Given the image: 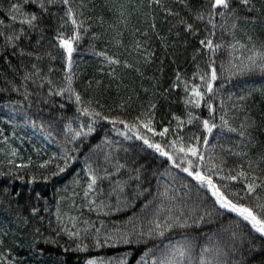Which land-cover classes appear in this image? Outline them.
<instances>
[{"label": "trees", "instance_id": "obj_1", "mask_svg": "<svg viewBox=\"0 0 264 264\" xmlns=\"http://www.w3.org/2000/svg\"><path fill=\"white\" fill-rule=\"evenodd\" d=\"M13 2L18 0H0V20L4 24L11 22L7 10ZM74 2L77 5L83 4L80 10L84 15L79 18L85 21L84 27L88 29L81 33L82 38L74 45L73 53V86L83 99L99 101L104 107L101 109L93 103L92 106L97 111L129 122L139 113L146 112L150 103H155L156 131H161L165 126L172 131L163 141L159 136L148 133L153 142L167 143L168 140L176 138L174 133L177 121L173 119L174 115L185 121L183 129L179 131V135L184 136L185 140L193 133L206 135L202 126L195 123L188 125L186 121L188 112L202 119L208 118L207 109L186 107L183 85L172 86L177 72L190 84H200L198 77H193L198 71L197 66L200 70L207 71L209 53L206 49L200 53L197 51L202 47L199 40L207 36L205 23L194 25L198 30L197 35L187 33L178 24L181 18L189 23L193 22L192 15L184 5L187 4L188 8L195 11L200 8V0H183V3L181 0H163L171 11L180 14L178 17L168 15L155 5L150 6L149 0ZM120 3L126 4V28L119 24L118 13L115 10L110 11L113 5ZM252 3L260 11L252 13L248 22L242 20L235 36L241 42L247 43V36L251 35L253 42L259 47L264 43V0H252ZM26 10L37 11L31 5ZM52 11L62 14L59 7L52 8ZM58 24V19L46 16L40 25L44 29L43 38L39 30L30 31L25 26L28 38L19 41L20 48L26 52H36L43 56L45 51H51L56 57L55 60L47 56L42 60H36L35 56H14L11 49L0 52V239L3 240L0 245V259L10 261L11 264H86L88 259L94 258L105 261L125 258L127 264H138L142 260L143 264H153L155 256L160 255L157 246L161 245V241L163 245H168L169 241L182 243L184 237H194V256H198L200 249L207 246L227 251L229 255L226 259L229 261H240L243 253L245 257H250L249 264H259L264 257V241L243 235L242 230L235 226V214L226 211L214 212L199 228L176 229L166 233L164 238L137 243L136 238L132 237L131 244L122 241L105 242L104 237L117 228L127 231L130 218L150 217L152 209L145 212L143 206L153 198H156V203L164 200L165 205L174 207L177 214L180 209L187 213L191 208L202 213L206 209L212 210L214 206L207 199L206 193L199 190L186 173L172 167L170 162L165 163L166 158L160 157L153 149H148L143 141L136 139L135 134L127 131L122 124L113 126L110 121L98 120L94 124L95 131L88 136L71 140L72 133L65 131V125L71 122L72 128L79 130L81 122L91 123V119L81 117L80 120H72L78 107L74 98L69 100L67 95L50 99L47 97L49 86L42 77L48 76L59 87L63 83L66 66L65 54L53 45ZM15 27L19 28L20 25L17 23ZM64 31L66 35H71V26ZM220 37L221 33L217 30L213 39L220 42ZM223 39L228 43L232 37L225 35ZM137 43L140 44L139 50L136 49ZM98 53H106L120 63L109 66L107 60ZM148 53H152L151 57H148ZM215 58L217 75L220 77L214 83V88L219 90L215 102L216 123L220 124L219 116L222 112L219 109V99L223 98L230 124L239 127L245 113L232 109V105L240 103L237 97L251 92V96L243 103L247 113L257 124L252 132L258 142L251 152L255 158L264 153V73L256 70L229 78L220 67L222 62L227 65V48L219 49ZM125 62L132 67L126 68ZM33 64L41 70L40 75L33 76L30 80L23 79L26 73L34 71ZM49 68L52 69L51 72ZM39 84H44V87H38ZM26 90L31 94L27 98ZM45 99H48V103H44ZM60 104H64L65 108L61 109ZM121 104L124 106L123 110L120 108ZM31 121L36 122V127L32 126ZM41 124L44 128L40 127ZM141 132L144 130L141 129ZM125 133L131 139L126 138ZM209 140L210 146L217 145L216 152H219L220 146H231L238 150L235 145L240 138L235 133H228L227 129L221 131L218 128L213 130V136ZM13 150L15 156L12 155ZM65 151L70 156L67 164L62 159ZM106 154L110 160L108 164L103 162ZM224 155L228 160L226 167H232L238 162L227 153ZM45 162H48L47 165L41 168L40 165ZM117 163L126 165L119 173L114 167ZM86 164L96 168L99 176L106 177L98 180L94 186L95 191L90 192L87 198L84 195L89 182ZM17 165L27 167L18 168ZM57 166L65 171L58 172ZM132 169L140 170L139 181L129 179L135 175ZM53 172L58 174L52 175ZM45 176L48 177L47 180L43 178ZM117 181H127L123 191L116 188ZM138 187L144 194L134 198V190ZM165 188L168 189L171 200L158 195ZM231 190L240 191L243 195L239 184H235ZM257 194L264 197V191ZM90 200H95V204L89 205ZM32 207L39 209L38 216H29ZM58 208L65 220L68 216H75L78 218V228H88L87 233L82 232V243L88 246L87 251L76 250L80 240H70L64 233L56 236ZM19 216L28 218L27 226L19 223ZM34 227L39 228L43 236L54 239L56 243H44L43 240L36 243L39 238L33 236ZM96 228L101 229V247L94 246ZM234 231L237 233L236 239L232 237ZM249 242L260 251L248 252ZM233 247L237 250L235 253L232 252ZM206 255L211 258L212 253Z\"/></svg>", "mask_w": 264, "mask_h": 264}, {"label": "snow or ice", "instance_id": "obj_2", "mask_svg": "<svg viewBox=\"0 0 264 264\" xmlns=\"http://www.w3.org/2000/svg\"><path fill=\"white\" fill-rule=\"evenodd\" d=\"M183 3V0H181ZM34 6L37 11L30 12L26 9L28 6ZM149 5H155L163 9L168 15L178 17V12L171 11L164 3L163 0H149ZM192 15V23H189L186 19L181 18L178 24L182 25L187 33L197 35L198 30L194 27L196 23H205V31L207 36L204 39L199 40V44L202 46L198 49V53L206 49L209 53L208 60L206 62L207 71L199 69L193 74V77H198L200 84L189 83L188 80L182 79L179 72L176 73V80L173 82V87H179L181 84L184 87L186 98L184 100L185 106H191L193 109H200L204 107L208 111V118H201L194 115L192 112L187 113L188 125L202 126V130L206 135H199L193 133L185 140L184 136L179 135V131L183 129L185 121L179 116H173V119L177 121L175 139L168 140L167 143L153 142L148 133L152 136H159L163 141L172 129L170 127H163L161 131L157 132L154 126L155 111L157 105L150 103L146 112H141L135 116L132 122L120 119L119 117H110L105 115L102 111H97L92 105L95 103L101 109L104 105L99 101L89 99L85 101L80 92L74 88L75 74L73 72V53L75 51L74 45L80 41L81 33L87 32L88 29L84 27L85 21L79 17H83L84 13L80 9L83 4L77 5L74 0H18L13 2L8 8V17L11 21L8 24H4L3 20H0V52L11 49L12 55H19L23 57L35 56L36 60H42L47 56L51 60H55L56 57L51 51H45L43 56L36 52H26L20 48L19 41L24 38L27 39L28 35L25 31V26L30 31L39 30L41 38H43L44 29L40 26L42 20L47 16L50 18H56L59 20L58 27L55 32L53 45L60 49L65 54V71L63 76V83L57 87L51 78L48 76L42 77L46 81L48 87L47 97L50 99L54 96L67 95L69 100L74 98L76 105V114L72 117V120H80L81 117H89L91 123L79 124V130L73 129L71 122L65 125V131L72 133L71 140H76L79 137L88 136L95 131L94 124L98 120L110 121L113 126L117 123L124 125L129 132H133L136 139L143 141V145H146L148 149H153L155 153H158L160 157L166 158L165 163L171 164L172 167L180 169L183 173L187 174V177L191 178L195 182V185L199 190L206 193L207 199L212 201L214 208L212 210H204L199 213L197 209L191 208L187 210H179V214L176 213L174 207H168L165 205L164 200L156 203V198L149 201L143 206V210L147 212L148 209H152L150 217L140 216L130 218L127 222L129 228L127 231H121L117 228L114 232L104 237L105 242L122 241L125 244H131L133 242L132 237L136 238L137 243L146 242L147 240H155L166 237V233H170L176 229H188L199 228L206 222V218H211L214 212L226 211L229 214H235V226L242 230L243 235H248L252 239L259 238L264 241V197L258 195L260 191H264V153L258 154L255 158L251 155V152L257 147V141L252 135V132L256 129V121L247 113L244 107V101L251 96V92L247 95L237 97V101L240 103H233L232 109L239 112H244L245 115L241 121L239 127H233L229 119L227 118L228 110L225 107V101L223 98L219 99V109L222 114L219 116L220 124L216 123L217 105L216 100L219 96V90L214 88V83L220 79L217 75L216 67V53L221 48H227L229 59L227 65L223 62L220 67L223 72H226L228 77L239 76L244 73H251L259 70L264 73V43H261L258 47L253 42L251 35L247 36V43L241 42L236 39L235 33L239 27L240 22L243 20L248 22L249 17L254 12H259L260 9L256 8L252 0H200V8L193 11L188 8V5H184ZM59 7L62 14L59 12H53L52 8ZM135 7V5H132ZM111 10H115L119 16V24L125 28L127 25V18L125 15L126 4L120 3L113 5ZM255 22L254 20L252 21ZM19 24L20 27L16 28L15 25ZM71 26V35H66L64 29ZM115 27V26H113ZM155 27V24L152 25ZM217 30L220 31V42H216L213 37H216ZM227 35L232 37L231 41L225 43L223 37ZM96 38V37H94ZM58 42V43H57ZM40 41H37L39 44ZM136 49H140V44H136ZM103 56L109 66L117 65L120 63L118 59L108 57L106 53H98ZM152 53H148V57H151ZM195 59V57H194ZM147 62V59H146ZM126 68L132 67V65L125 62ZM34 71L32 73H26L23 79L30 80L33 76L40 75V69L36 64L32 65ZM52 69L49 68V72ZM139 71V69H137ZM111 75V73H110ZM35 83V81H33ZM99 84V82H97ZM38 87L43 88L44 84H39ZM88 87H91V81L88 82ZM223 87V85H221ZM18 90V89H14ZM87 90V89H85ZM147 91V89H145ZM30 93L25 91V97L27 98ZM130 99V98H129ZM232 99V95H229V100ZM44 103H48V99L44 100ZM61 109L65 108L64 104H60ZM123 110V104L120 105ZM66 119L67 117H62ZM235 119V117H233ZM171 123V122H169ZM33 127H36V122L31 121ZM44 128V125H40ZM85 128L87 131H85ZM220 129L223 131L227 129L228 133H235L240 138L239 142L233 147L220 146V151L216 152L217 145L210 146L209 138L213 136L214 129ZM141 129L144 132H141ZM126 138L131 139V137ZM67 139V137H66ZM100 148V145H97ZM224 153L236 158V163L232 167H226L228 160ZM15 150L12 155L15 156ZM70 158L67 151L64 152L62 159L67 164ZM104 164L110 163L109 156L104 155ZM12 161H9L11 164ZM48 162L41 164L43 168ZM18 168L27 167V165H17ZM115 170L117 173L121 169L125 168L124 164H115ZM58 172H64V168L57 166ZM106 175L107 169H104ZM135 175L130 176V180H140V170L132 169ZM58 172H53L52 175H57ZM86 172L89 177L87 188L85 189V197L89 196L90 192L95 191V185L98 180L106 178L97 174V169L93 168L91 164H86ZM45 180L47 176L43 177ZM127 184V181H117L116 188L123 191V186ZM235 184H239L243 191V195L240 191L231 190ZM184 187H188L184 185ZM115 190V189H114ZM147 191V190H144ZM144 194L139 190V187L134 190V198H138ZM159 196L166 197L169 200L172 198L168 196V189L165 188L163 193H159ZM95 204V200H90L89 205ZM103 206V205H101ZM39 209L32 207L29 216H38ZM56 220L58 224V230L55 232L56 236L61 233L66 234L70 240H80L81 243L77 244L79 251H87L88 246L83 244V233L88 232V228H78V218L75 216H68L67 220L60 214L59 208L56 213ZM18 221L21 225L27 226L29 220L27 217L19 216ZM88 224L87 221H84ZM246 230V231H244ZM101 229H95V247H101L100 240ZM6 234V233H5ZM34 238H39L35 242L38 243L43 240L44 243H56L54 239H49L43 236L39 228H33ZM233 239H236L237 233L232 232ZM250 243L248 252L255 253L260 251L254 244ZM3 244V240L0 239V245ZM162 245V246H161ZM157 246V251L160 255L155 256L153 264H249L250 257H245L241 253V260L232 262L226 259L229 253L223 251L220 248H209L204 246L200 249L198 256H194L195 251V238L184 237L183 242L172 243L169 241L168 245ZM35 246V244L33 245ZM237 250L232 248V252ZM212 253L211 258H208L206 254ZM127 264L125 258H111L107 261L94 258L88 259L86 264ZM0 264H11L10 261L0 259ZM143 264V260L138 262ZM259 264H264V257L259 261Z\"/></svg>", "mask_w": 264, "mask_h": 264}]
</instances>
